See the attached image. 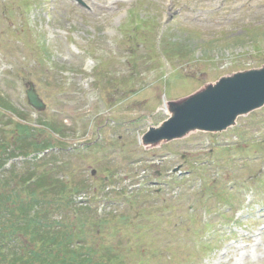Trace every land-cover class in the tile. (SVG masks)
I'll return each instance as SVG.
<instances>
[{
	"label": "rangeland",
	"instance_id": "obj_1",
	"mask_svg": "<svg viewBox=\"0 0 264 264\" xmlns=\"http://www.w3.org/2000/svg\"><path fill=\"white\" fill-rule=\"evenodd\" d=\"M80 1L0 0V97L12 108L0 109V196L10 171L68 177L84 185L73 199L100 253L114 248L126 264H264V107L219 135L139 143L166 101L264 64V0ZM28 83L42 112L27 103ZM19 124L55 147L52 161L18 153Z\"/></svg>",
	"mask_w": 264,
	"mask_h": 264
},
{
	"label": "trees",
	"instance_id": "obj_2",
	"mask_svg": "<svg viewBox=\"0 0 264 264\" xmlns=\"http://www.w3.org/2000/svg\"><path fill=\"white\" fill-rule=\"evenodd\" d=\"M1 108L12 110L0 98ZM19 126L20 147L17 151L21 156L28 157L35 153L34 150L40 153L52 148L48 143H32L35 131L28 126ZM40 127L50 130L54 128L57 133L54 124L41 122ZM0 133L2 134L1 130ZM37 145L41 148L36 147ZM26 174L10 171L1 176L11 186L6 199L0 196V246L7 253H0L4 264H113L120 260L116 255L108 257L113 252L112 248L105 249L101 245L104 253H100V246L94 249L87 244L84 229L90 223L87 222L85 211L82 207H77L78 203L73 199L74 194L83 190V184L72 187L68 180L63 181L48 173L38 176L33 174V178ZM17 186L19 190L15 189ZM14 191L24 196L15 202L13 198L18 194H14ZM38 193L43 198L41 202ZM73 213H78V216L71 218ZM96 222L100 229L105 220ZM10 236L15 237L16 242L8 239Z\"/></svg>",
	"mask_w": 264,
	"mask_h": 264
},
{
	"label": "water",
	"instance_id": "obj_3",
	"mask_svg": "<svg viewBox=\"0 0 264 264\" xmlns=\"http://www.w3.org/2000/svg\"><path fill=\"white\" fill-rule=\"evenodd\" d=\"M82 3L80 0H76ZM29 104L43 110L32 85L26 92ZM264 106V66L222 77L199 92L168 104L169 119L151 127L142 137L144 147H154L196 131L217 132L235 124L238 116Z\"/></svg>",
	"mask_w": 264,
	"mask_h": 264
}]
</instances>
